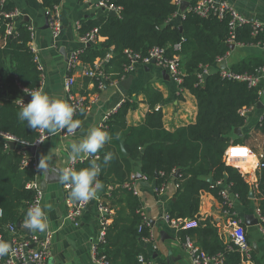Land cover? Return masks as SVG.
<instances>
[{"label":"trees","instance_id":"obj_1","mask_svg":"<svg viewBox=\"0 0 264 264\" xmlns=\"http://www.w3.org/2000/svg\"><path fill=\"white\" fill-rule=\"evenodd\" d=\"M172 1L108 0L109 4L119 8L118 16L104 14L97 20L82 22L78 30V34L83 36L97 29V44L80 52V64L92 68L106 55L112 54V58L101 68L105 78L112 74V79L120 80L128 73L126 68L130 61L125 51L139 55L137 63H141L153 47L163 48L167 58L178 57L183 71L179 88L194 96L198 109L194 125L168 132L162 127V116L158 111L148 113L143 124L128 127L126 116L135 104L126 100L101 127L110 134V141L98 153L76 166L75 170L79 171L95 162L101 170L97 179L103 185L114 187L102 199L108 198L111 206L118 207V210L112 223L106 224L104 239L98 245V255L105 256L108 264H143L138 261V256L142 254L146 261L148 259L141 243L149 239L150 226L143 221L140 200L132 190L121 189L124 184L133 181L131 162L137 158L141 159L140 173L158 187L167 184L173 178V172L180 169V176L174 180L178 185L175 200L166 214L169 220H195L200 191L209 192L221 202L220 190L215 185L219 181L229 185L228 190L237 194L240 202H249V185L236 169L225 165L223 156L231 144L229 135L245 124L246 115H242V110L256 107L260 86L250 88L244 82L222 79L219 71L207 74L206 68L224 58L230 44L263 46L264 27L253 34L252 23H246L231 32L228 16L222 19L214 14L200 17L191 10H186L179 26H175L170 19L178 8ZM61 2L40 0L48 20ZM195 3L196 0H191L189 8ZM14 11L15 6L10 0H0V41L3 42L0 45V84L5 87L16 80L24 91L31 92L39 89L41 73L28 46L31 41L30 27L19 23L11 29V33H7L10 21L4 18V14ZM178 43L180 50L175 51L173 46ZM262 66V60L250 58L228 70L251 74ZM89 80L99 89L98 76ZM152 99L150 106L160 102L161 96L153 92ZM21 108L15 102L0 97V135H9L31 146L39 138L40 130L30 129L26 122L18 119ZM84 112L81 111L76 120L81 121ZM121 143L126 155H123ZM243 144L242 139L232 142V145ZM5 150H8L7 146L0 138V234L3 238L7 237V232L9 234L6 229L9 224L15 226L17 234L21 233L28 208L35 197V192L27 186L34 182L36 175L30 166L22 167V153ZM108 153H111L112 159L105 163L104 157ZM96 155L98 158H95ZM111 177H114L113 182H110ZM207 177H212V184L206 182ZM259 189L264 198V174ZM69 193L70 189L66 192L70 203H79L73 202ZM258 209L264 216V199L259 202ZM260 225L264 227V221ZM186 236L191 237L204 254H220L222 264H246L241 262V253L232 243H222L217 229L209 220L179 233L181 241ZM254 261L258 264L252 257L251 262Z\"/></svg>","mask_w":264,"mask_h":264},{"label":"crops","instance_id":"obj_2","mask_svg":"<svg viewBox=\"0 0 264 264\" xmlns=\"http://www.w3.org/2000/svg\"><path fill=\"white\" fill-rule=\"evenodd\" d=\"M10 1L15 6L17 16L9 24L12 25L13 29L19 23L27 24L30 27L31 41L28 46L34 56L37 55L39 57V61L44 69L41 74V83L38 90H43L51 97L61 98L68 103V93L64 88V83L69 75L72 78L71 95L83 98L87 105L80 127L73 135L63 136L60 132L54 136H47L43 142L36 146L34 156L21 151L23 147L32 146H24L16 142V148L11 149L7 145V142L5 143L8 149L5 152H9V150L19 151L24 157H30L36 164L34 182L38 185L41 196L40 203L45 208L48 222L46 230H31V234H27L26 231L22 230L26 229L25 226L21 227V233H18V237L28 240L34 234H37L41 238L46 234H50L51 245L47 258V262L50 264H95L93 246H96L98 257V245L100 243L98 236L102 221L106 220V224L110 225L115 212L118 210V207L114 208L111 206L108 198L102 199V196L109 194L113 191L114 187L112 188V186L104 184L100 190L101 195L99 199H91L76 221H72L67 218L70 211L66 194L68 190L66 191L65 185L61 181L59 183H51L44 190H41L44 168H41L40 165L44 161H48V166L58 169L60 174L64 167H73L75 169L77 165L88 159L89 155L82 154L81 158L77 159V164L72 166L69 160L71 144L83 139L92 128H101L110 115L115 113L126 100L135 104V108L130 110L126 116V125L128 127H137L143 124L148 113L158 111L162 116V127L168 132H175L179 128L188 127L196 123L198 113L197 102L189 91L180 89L168 76L167 72L153 62L147 64L136 63L133 69L120 80L112 79L114 76L112 74L108 75L105 80L104 78H99L103 84L101 89L95 88L93 81L89 80L92 78L83 76V71L88 67L79 63L71 72L67 71V63L72 52H82L86 47L93 46H86L81 42V36L78 34L81 23L97 20L98 17L108 14L110 11L107 12L95 6V3L88 4L83 0H62L60 5L56 7L55 17L60 26L57 35H54L49 26L46 12L40 4V0ZM183 1L187 2V7L182 8L181 4L176 6L178 12L176 11L170 20V23L175 26H179L191 2V0H182L181 3ZM212 1L214 3L225 2L249 23L256 22L264 26V0ZM115 14L118 16V13ZM25 18L29 22H26ZM45 20L48 22L47 28H44ZM2 44L3 42L0 41V45ZM108 56L110 60L112 54H108ZM250 58L264 62V47L260 45L244 46L230 44L229 52H227L226 56L216 61L214 65L207 67L206 72L207 74H211L221 71L217 65L223 60L226 61L225 70H228L242 60ZM129 76H132V80L126 94L123 95L116 85ZM258 86H260L259 101L256 107L246 109L247 111L244 113L246 115L245 124L243 127L238 128L240 135L234 133L235 129L229 135L230 146H232V142L242 139L244 144L241 146L247 147L251 154L246 159H235V161L225 158L227 150L223 156L225 165L236 169L249 185V191H252V197H249L248 192L249 202L243 204L239 201L238 195L231 193L229 190L232 203L231 211L234 217L241 223L243 222V217L249 214L254 215L258 219L256 213L259 210L258 204L264 199L259 189L263 172L258 167V155H264V130H262L264 117V77ZM153 92L161 96V101L150 106V100H153ZM28 94L18 85L16 80L5 87L0 84V97L13 101L18 105H22L21 101L27 104L25 96ZM258 103L261 104L260 107L257 106ZM120 146L122 150L123 143ZM140 162V158L131 162L133 181L124 184L121 189L132 190L133 194L139 198L142 215L149 223L150 237L147 241L141 243V248L144 249L146 257H148L147 261H150L151 264H191L189 254L184 248L185 238L188 236L183 241L179 237V233L186 229L181 227L179 229L174 228L166 219L167 210L175 200L174 196L178 185L174 180L180 176V169L175 170H179L177 177H174V171L172 174L173 178L167 184H162L158 187L140 173ZM137 174H140L141 178H138ZM208 178L212 179V177H207L205 179L206 182ZM113 180L110 182H113ZM223 185L229 186L225 183ZM157 189H159V192H157ZM99 203H105L104 205L108 209L107 214L103 215L98 210ZM222 211L221 202L215 196L209 192L200 191L197 217L195 220H188V223L195 222L197 227L199 222L209 220L210 224L214 225L217 229L222 243L226 245L231 243V227L228 224V217ZM107 217L109 218L105 219ZM244 227L247 241L251 247L253 260L255 259L258 264H264V236L261 232L260 223L254 227ZM10 236L11 234L7 232V237L3 239L9 244V248L11 249ZM189 238L197 247L194 240L191 237ZM32 248L36 247L32 245ZM197 248L201 251L199 247ZM252 264H255V261Z\"/></svg>","mask_w":264,"mask_h":264},{"label":"built area","instance_id":"obj_3","mask_svg":"<svg viewBox=\"0 0 264 264\" xmlns=\"http://www.w3.org/2000/svg\"><path fill=\"white\" fill-rule=\"evenodd\" d=\"M85 3L92 4L95 3V6L98 8H102L105 11H112L115 13L119 12V8L114 7L113 5L108 3V0H83ZM182 0H173V4L175 6H179L181 4ZM57 8H54V11L52 13V17L49 21V26L52 29V32L54 35H57L59 31V23L57 21V18L55 17V12ZM187 10H191L195 14L199 15L200 17H207L210 14L216 15L219 19H222L225 15L228 16V27L231 32L234 31L236 27L242 26L246 23H249L246 19H244L236 10H234L230 5H228L225 2H219L214 3L212 0H197L195 5L191 8H187ZM178 12V11H177ZM176 13V12H175ZM174 13V14H175ZM54 14V15H53ZM173 14V15H174ZM46 15H48L46 13ZM17 16L16 11L4 14V18L9 19V21L13 20ZM184 17V16H183ZM171 20V19H170ZM253 27V34H256L261 27L256 22H251ZM11 29H13L11 24H8V30L7 33H11ZM96 33L97 29L94 28L90 32H87L85 35L81 36V42L83 45H95L97 43L96 39ZM232 36L230 39V42L232 43ZM264 47V45H263ZM173 49L175 51L180 50V44H176L173 46ZM80 54V51H74L71 53L70 58L67 63V71L71 72L77 65H79L78 62V55ZM125 54L127 55V59L130 61V65L126 68V71L130 72L134 65L137 63V60L140 58L139 55H134L131 52L125 51ZM109 61V56L107 55L101 62L95 64L92 68H85V71H83V76L88 78H94L98 76L99 78H104V75L101 72L102 66ZM159 66L160 68L164 69L168 76L179 86L182 82L183 77V71L180 67L179 59L178 57L173 58H167L164 55V49L153 47L149 49L148 54L146 57L142 59L141 64H147L150 62H153ZM34 62L36 63V67L40 73H43V66L41 65L39 61V57L37 55L34 56ZM206 73V72H205ZM219 75L222 79L227 80H233V81H239L244 82L247 84L248 87L254 88L257 87L261 81V79L264 77V67H258L254 70L253 73L247 74V73H234L229 70H221L219 71ZM72 84V78L68 75V77L65 80L64 88L66 92L68 93V103L76 109L73 119L76 120L77 115L81 112L87 109V105L85 103V100L80 97H75L74 95H71L70 93V87ZM103 84L100 81V84L98 88H102ZM26 92V91H25ZM30 93V92H27ZM23 106V105H20ZM246 109L242 110V115H245ZM75 133V132H74ZM74 133H68L66 130H62L61 134L63 136H71ZM1 138L6 142L12 141V142H18L15 138L1 134ZM46 134L43 131H40L39 138L35 141V143L31 146H38L41 142L44 141L46 138ZM20 143V142H18ZM24 145L23 143H21ZM28 146V145H24ZM251 152L250 150L241 145H232L228 147L225 158L226 159H246L248 156H250ZM98 156L96 155L95 158ZM78 160L76 162L70 161V164L74 166L77 164ZM31 166L33 170L36 169V164L32 161L30 157H24V160L22 162V167ZM258 167L261 169V171L264 174V155L260 154L258 155ZM216 186L219 188V196L221 198V207L223 209L222 213L228 217V224L231 227L230 232V242L238 249V251L241 253L242 256V263L246 264H252L251 257H252V251L250 244L247 241L246 234L244 231V227L242 226V223L237 220L234 217V214L231 211L232 203L229 196V186L226 187L223 185L221 181L216 183ZM28 189H32L35 192V197L31 205L32 207L35 204L40 203V191L38 188V185L35 182L30 183L28 186ZM66 191L69 190V188L65 185ZM157 192H159V189H157ZM87 203H77L72 204L68 200V204L70 206V211L67 215V218L76 221L80 213L86 208ZM28 208V209H29ZM98 210L103 214L108 213V209L102 205L98 204ZM258 215V223L264 221V216L261 215L260 211L257 210ZM143 217L144 223L149 225V223L146 221V219ZM167 221L170 223V225L174 228L179 229L180 227L183 229H190L196 227V223H188L187 219H179V220H169L168 217H166ZM105 227H106V220L102 221V225L99 231L98 240L99 242H102L105 236ZM6 229L11 234V249L9 248V253L4 255L3 257H0V264H50L47 262L48 258V251L50 249L51 245V235L46 234L42 238L39 237L37 234L31 235L28 240H24L20 237H18L17 230L13 224H9L6 226ZM261 232L264 236V227L261 226ZM0 241H4L3 236L0 234ZM32 245H34L36 248H32ZM184 248L189 254V257L191 259V264H222L223 258L220 254L215 256H209L201 252L191 241L189 237L185 238L184 242ZM93 253L95 256V264H108V261L106 260L105 256H98L96 252V246H93ZM138 261L143 264H151L150 261H146L143 256H138Z\"/></svg>","mask_w":264,"mask_h":264},{"label":"clouds","instance_id":"obj_4","mask_svg":"<svg viewBox=\"0 0 264 264\" xmlns=\"http://www.w3.org/2000/svg\"><path fill=\"white\" fill-rule=\"evenodd\" d=\"M31 100L24 104L18 112V119L27 123L28 128L45 132L46 136H54L62 130L74 133L81 124L80 120H74L76 111L74 106L61 98H53L43 90H34L30 93ZM110 134L100 127L92 128L79 142H73L69 152V160L73 163L81 158L82 154L89 156L98 153L105 144L110 141ZM112 159L111 153L104 157L108 163ZM41 168L48 167V161H44ZM100 167L93 162L90 167L76 171L73 167H64L59 179L62 184L70 189V198L73 202L87 203L103 188V184L97 179ZM24 226L30 230L44 231L48 227L45 208L39 203L30 207L26 214ZM9 253V244L0 241V257Z\"/></svg>","mask_w":264,"mask_h":264},{"label":"water","instance_id":"obj_5","mask_svg":"<svg viewBox=\"0 0 264 264\" xmlns=\"http://www.w3.org/2000/svg\"><path fill=\"white\" fill-rule=\"evenodd\" d=\"M181 7L182 8H185L187 7V2L183 1L181 3ZM108 15L111 16V17H115L116 14L115 12H108ZM25 21L26 22H29L26 18H25ZM48 27V22L47 20H45V25H44V28H47ZM179 30H181V28H179ZM89 47V46H88ZM154 63V61H153ZM217 67L220 69V70H225L226 69V61L223 60L221 62L218 63ZM204 78L206 77V75L203 76ZM132 80V76H129L128 78H126L125 80L123 81H120L116 87L117 89L120 91L121 94L125 95L126 94V91L128 90V86L130 85V82ZM4 94V93H2ZM25 99L27 101V103L30 102L31 100V96L30 94L26 95L25 96ZM258 107L261 106L260 103H258L257 105ZM234 133L237 134V135H240V130L237 128L234 130ZM7 145L11 148V149H14L16 148V142H7ZM35 150H36V147L35 146H32V147H23L21 149V151L24 153H29L31 156H34V153H35ZM122 151H123V154L125 155V151L122 147ZM179 174V170L175 171L174 173V177H177ZM59 175H60V171L58 169H54L52 168L51 166H48L47 168H44L43 170V180L41 181V190H44L45 187L51 183H59L60 182V179H59ZM137 177L138 178H141V175L140 174H137ZM113 180V177H111L110 181ZM207 182L208 183H212V179L211 178H208L207 179ZM101 195V191L99 190L97 193H96V196L94 198L96 199H99ZM249 197H252V191L250 190L249 191ZM243 225L244 226H247V227H254V226H257L258 225V219L252 215V214H249V215H245L243 217ZM23 231H26L27 234H31V230L30 229H22Z\"/></svg>","mask_w":264,"mask_h":264}]
</instances>
